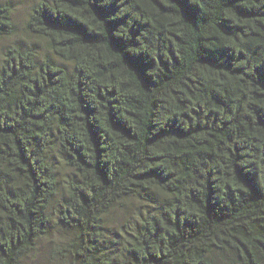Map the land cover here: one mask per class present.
Returning a JSON list of instances; mask_svg holds the SVG:
<instances>
[{
	"label": "trees",
	"instance_id": "trees-1",
	"mask_svg": "<svg viewBox=\"0 0 264 264\" xmlns=\"http://www.w3.org/2000/svg\"><path fill=\"white\" fill-rule=\"evenodd\" d=\"M27 29L69 67L4 55L0 264L47 233L54 143L68 264H264V0H40ZM127 199L157 204L122 249L106 220Z\"/></svg>",
	"mask_w": 264,
	"mask_h": 264
},
{
	"label": "rangeland",
	"instance_id": "rangeland-1",
	"mask_svg": "<svg viewBox=\"0 0 264 264\" xmlns=\"http://www.w3.org/2000/svg\"><path fill=\"white\" fill-rule=\"evenodd\" d=\"M39 2L40 0H0V5L11 8L14 27L12 35L0 38V71L5 53L15 47L33 49L39 61L48 59L61 66L69 67L49 49L44 39L32 35L27 29L29 17ZM49 155L58 174L59 192L47 212L48 228L46 235L38 240L35 251L28 254L21 264H68L62 250L73 233L60 221L59 209L66 195L67 181L74 176V171L67 166L66 157L62 155L56 143L52 146ZM122 202L109 215L106 223L110 239H113L123 249L127 232L137 223L141 215L149 214L155 210L157 201L152 203L145 199H127Z\"/></svg>",
	"mask_w": 264,
	"mask_h": 264
}]
</instances>
